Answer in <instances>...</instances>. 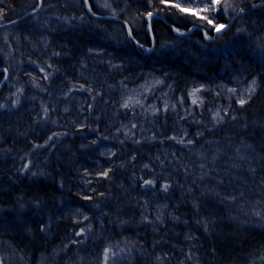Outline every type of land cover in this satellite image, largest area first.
I'll return each mask as SVG.
<instances>
[{
	"label": "trees",
	"instance_id": "obj_1",
	"mask_svg": "<svg viewBox=\"0 0 264 264\" xmlns=\"http://www.w3.org/2000/svg\"><path fill=\"white\" fill-rule=\"evenodd\" d=\"M89 3L92 11L83 0H44L42 7L39 0H0V104L8 105L0 108V255L11 264H41L45 256L43 264H102L103 249L119 252L127 239L131 256L118 255V264H262L264 225L254 223L251 208H264L256 203L264 198L257 186L264 178V69L247 56L230 58L226 67L222 54L234 48L237 27L264 35V10L247 9L227 36L209 41L204 31L216 36L210 26L200 20L194 26L190 15L173 14L167 6L154 13L149 31L143 15L152 10L148 0H107L111 9L102 6L105 0ZM217 18L224 22L226 16ZM129 26L153 53L127 36ZM46 73L54 74L45 79ZM253 77L257 92L240 109L236 97L245 96ZM201 85L196 95L202 102L193 104L189 94ZM16 95L20 104L13 106ZM129 96L135 107L125 109ZM137 99L143 103L135 104ZM44 107L50 109L47 119ZM215 111L225 122L214 129ZM172 136L196 143L185 146ZM242 137L256 151L249 153L253 159L235 161L243 168L233 169L230 157ZM217 148L228 155L213 164ZM28 160L30 170L18 171ZM200 163L213 169L203 179L208 168L201 170ZM109 168L107 178L97 175ZM229 172L241 179L218 186L214 177ZM141 177L155 179V187ZM240 191L244 196L232 204L215 195ZM21 202L28 208L18 219ZM205 219L208 231L197 223ZM49 221L45 235L40 226ZM80 228L86 236L75 235ZM65 244L67 250L54 256Z\"/></svg>",
	"mask_w": 264,
	"mask_h": 264
},
{
	"label": "snow or ice",
	"instance_id": "obj_2",
	"mask_svg": "<svg viewBox=\"0 0 264 264\" xmlns=\"http://www.w3.org/2000/svg\"><path fill=\"white\" fill-rule=\"evenodd\" d=\"M84 4L88 7L89 11H92V7L93 5L91 3H89V0H83ZM44 3V0H39V4L42 7ZM149 5H151L152 10L151 11H146L145 13H143V15H145L147 17L148 20V28L149 31H151L152 29V24H151V20L153 18L154 13L155 14H159L161 11L165 10V6H167V10L173 12V14H176L177 12L180 14H185V15H190L191 16V20L190 23H193V25L195 26V21L196 20H200L202 22H204L207 26L211 27V30L214 31L216 33V36L214 37L213 35L209 34V31H204L203 35L204 37L209 40L212 41L214 39H219L222 36H227L228 35V31L231 30L232 22H234L236 19H239L242 17L243 14L246 13V10L251 8V9H261L264 10V0H259V2H250V0H158V4L160 5V7H157V0H148ZM105 8H110L111 9V4L107 3V0H105V3L102 5ZM113 14H115V9H112ZM95 14V13H93ZM0 15H2V11H0ZM218 16H226V19L224 22H220V20H218ZM125 23L127 24V21H125ZM175 32L179 33L180 35H185L186 33L183 32L181 30L180 27H176L173 26ZM236 34L238 36L237 41L235 42V46L233 49H230L228 51H226L225 53H223V58L225 59V64L226 67H228V60L232 57L235 56H239V57H244L247 56L248 60L251 62H257L260 63L262 66V69H264V35L261 36H257L255 35V30L253 31H248L247 28L241 26V27H237L236 28ZM127 36L131 38L132 41H134L141 49H144L145 51L149 52V53H153L154 52V47H148L145 49L144 44H142L138 39L136 35H133V29L132 27H128L127 28ZM153 45H155V36H153ZM164 47H168L167 44H163L161 45V48ZM53 55H60V53H53ZM211 55V54H209ZM241 63L243 64V59L241 60ZM49 67H51V65H49ZM41 72H44V68L40 69ZM3 72L6 74L8 72V69L5 68L3 70ZM54 73H46L45 74V79H48V77L50 75H53ZM29 75H31V73H29ZM4 79L7 80L8 76L4 75ZM33 80H35V77H33ZM158 83H162V81H158ZM204 86L201 85L200 87L197 88H193L192 92L189 94L192 96V103L193 104H197V103H201L202 101H200L197 98V93L200 92L202 90ZM259 85H258V78L257 77H253L250 81V85L247 89H245V96L244 97H240L237 96L236 97V103L239 105L240 109H244V107L250 103L253 93L257 92ZM81 89L84 88L83 85L80 86ZM45 91L47 89H44ZM89 91H91V89H88ZM24 89L20 88L18 89V93H23ZM228 92L230 93H236L237 89L235 88H229L227 89ZM217 95H219V93H217ZM231 98V97H230ZM92 99L94 100L95 97L93 96ZM143 101L137 99L135 101V104H142ZM20 104V99H19V95H16V99H14L12 101V105L13 106H18ZM123 108L125 109H129L134 108L135 105L133 104V98L131 96L127 97V99L125 100V102L121 105ZM92 105H89V108H91ZM0 108H8L7 104H0ZM68 109L66 108L65 111H67ZM44 111V117L45 119L48 118V112L50 111V109H48L47 107H44L43 109ZM153 112L159 111V109L153 108L152 109ZM165 111H167V104H165ZM187 111V110H185ZM224 111L227 113V109H224ZM133 115H135V112H133ZM212 118L215 121L214 124V129L216 127H219L222 123L225 122V116H222L220 111H215L212 113ZM231 120L232 121H236L238 119L237 115H231ZM247 118L245 117V120ZM257 123V122H254ZM85 127V125H80V130H83V128ZM132 127L135 128L136 125L132 124ZM243 129L246 131L248 128V124L245 123L243 126ZM212 131V130H209ZM61 135L60 133H53V136H59ZM184 135L186 136L187 133L185 132ZM196 135L198 137H203L205 134L204 132H200L198 131L196 133ZM51 139V138H50ZM104 139H107V137H104ZM169 139L172 140H176L177 143L185 145V146H189V145H194L196 143L195 139H187L185 140L183 137H181L180 139H177L176 136H172L169 137ZM98 141L93 140L92 143L96 144ZM136 143H139V141H135ZM261 142L264 143V137L261 138ZM207 143L211 144L213 143V141H207ZM219 143V142H216ZM229 144L231 145V141H229ZM36 147H42V145H36ZM243 149V151H242ZM255 148L253 146V144L249 143L248 140L245 137H242L239 141V145L235 146V154L234 157H230V159H233V163L231 165V167L233 169H237V168H243L244 165L243 163H237L235 161H243L246 162L250 159H253L254 157L252 155H249V153H255ZM112 155H115V153L113 152ZM175 155V154H173ZM221 155H228L227 152H225V150L223 148H217L213 154H212V163L215 164L216 161L218 159H220ZM201 157H204V153L201 152L200 153ZM133 159H135V157H133ZM261 159H264V156L261 157ZM32 165V161L28 160V162L26 164H24L18 171H22V172H27L30 170V166ZM145 167H149V165H145ZM199 168L201 170L208 168L207 164L205 163H200L199 164ZM112 171L111 168H109L107 171H102L97 173V175L101 176V177H105L107 178L109 176V173ZM185 172L188 171L187 168L184 169ZM213 171V169L208 168L207 172H202L201 175V179H203L204 176L209 175L211 172ZM248 171L252 174L253 179H255V175H256V168L255 167H249ZM33 176L37 175L36 172H32L31 173ZM141 179L143 180V184L145 186H152L155 187L157 181L155 179H143V177H141ZM216 184L218 186L220 185H224L226 186L227 184H232L234 180H239L241 179V177L238 174H233L232 172H229L228 177H224V176H216L214 177ZM90 183V181H89ZM61 186H63V184H61ZM258 187H260L262 193H264V178H261L259 180V184L257 185ZM171 187V185L165 181L164 183H162L161 188L163 189V191L167 192L169 190V188ZM211 191V190H210ZM101 195H104L103 193H101ZM215 195L217 196V198H219L222 202L228 203V204H232L235 203L239 197L244 196V192L240 191L239 195L234 194V193H221V192H216ZM85 200H92L93 198L90 196H84L83 197ZM33 203L36 205L37 208L40 207L41 202L39 200L33 201ZM195 203V202H194ZM257 204L260 205H264V198L258 200L256 202ZM145 204H147V201H145ZM197 207H199L198 205H196ZM96 207H99V205H96ZM159 208V206H157ZM166 207V205H165ZM28 208V205L21 202L19 203V208L17 209V218L20 219L22 218V213L23 211H25ZM79 211V210H78ZM251 212L254 215V217L258 218L256 221H254V223H260L262 225H264V208H257V207H253L251 208ZM163 211L160 210L158 212V215L156 217V219L160 220L163 216ZM245 215H247V213H245ZM83 219L84 220H88L89 216L87 214H83ZM145 220L148 219L147 216L144 217ZM174 219H178V217H174ZM122 223H126V221L122 222ZM185 223H187V221H185ZM198 224L202 223L205 227V231H208V227L210 224V221H208L207 219L203 220V221H197ZM244 223H247V221H244ZM88 229H91V225L89 224ZM51 228V221H49L46 224H41L40 226V231L42 233H44L45 235H47L48 230ZM30 231V229H29ZM87 234V230L85 228H80L78 231L75 232V235L80 237V236H86ZM83 240H72L71 243L72 244H81L83 243ZM13 247H15L13 245ZM68 248V245L65 244L63 245L62 248L60 249H56L53 252V255H59L61 251H66ZM129 253V256H131V247H129L127 239H125V247L120 248L119 252H117L112 246H106L103 249V252L101 254V260H102V264H109V260L111 259H115L118 255L123 254L125 252ZM189 255H191L189 253ZM24 255L22 254L20 256V259H23ZM47 259V257H42L41 258V264H43V262ZM81 259H83L81 257ZM262 264H264V255H262L260 257ZM0 264H11V261L5 260V257L3 255H0Z\"/></svg>",
	"mask_w": 264,
	"mask_h": 264
},
{
	"label": "rangeland",
	"instance_id": "obj_3",
	"mask_svg": "<svg viewBox=\"0 0 264 264\" xmlns=\"http://www.w3.org/2000/svg\"><path fill=\"white\" fill-rule=\"evenodd\" d=\"M116 258H117V260H120L121 263H122V261H123L122 259H118V257H116ZM116 258H115V259H116ZM115 259H114V260H115ZM114 260L110 258V260H109V264H118V263H116L117 260H115V261H114ZM123 263L125 264L126 262H123Z\"/></svg>",
	"mask_w": 264,
	"mask_h": 264
}]
</instances>
